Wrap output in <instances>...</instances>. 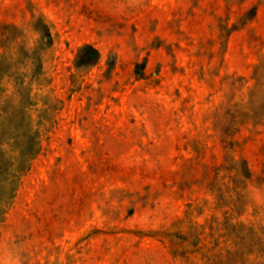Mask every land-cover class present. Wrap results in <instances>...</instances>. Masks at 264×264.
I'll use <instances>...</instances> for the list:
<instances>
[{
  "label": "rangeland",
  "instance_id": "rangeland-1",
  "mask_svg": "<svg viewBox=\"0 0 264 264\" xmlns=\"http://www.w3.org/2000/svg\"><path fill=\"white\" fill-rule=\"evenodd\" d=\"M0 264H264V0H0Z\"/></svg>",
  "mask_w": 264,
  "mask_h": 264
}]
</instances>
